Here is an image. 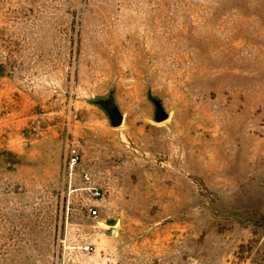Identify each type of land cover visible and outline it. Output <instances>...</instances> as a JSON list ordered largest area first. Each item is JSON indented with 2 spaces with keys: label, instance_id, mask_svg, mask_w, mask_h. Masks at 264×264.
I'll list each match as a JSON object with an SVG mask.
<instances>
[{
  "label": "rangeland",
  "instance_id": "rangeland-1",
  "mask_svg": "<svg viewBox=\"0 0 264 264\" xmlns=\"http://www.w3.org/2000/svg\"><path fill=\"white\" fill-rule=\"evenodd\" d=\"M0 264H264V0H0Z\"/></svg>",
  "mask_w": 264,
  "mask_h": 264
},
{
  "label": "built area",
  "instance_id": "built-area-1",
  "mask_svg": "<svg viewBox=\"0 0 264 264\" xmlns=\"http://www.w3.org/2000/svg\"><path fill=\"white\" fill-rule=\"evenodd\" d=\"M81 160L80 153L75 148L70 149L66 164L67 174L72 179H77L80 183L79 189L75 190V192L82 193L88 198L99 200L103 197L102 188L91 175L90 171L81 166ZM88 213L91 217H96L98 213L97 207L90 206ZM76 251L82 254H92L94 248L89 244H83Z\"/></svg>",
  "mask_w": 264,
  "mask_h": 264
},
{
  "label": "water",
  "instance_id": "water-1",
  "mask_svg": "<svg viewBox=\"0 0 264 264\" xmlns=\"http://www.w3.org/2000/svg\"><path fill=\"white\" fill-rule=\"evenodd\" d=\"M166 118V115L164 113H159L156 115V120L158 122L163 121ZM111 122L113 126H119L121 123V119L115 114H112Z\"/></svg>",
  "mask_w": 264,
  "mask_h": 264
},
{
  "label": "bare ground",
  "instance_id": "bare-ground-1",
  "mask_svg": "<svg viewBox=\"0 0 264 264\" xmlns=\"http://www.w3.org/2000/svg\"><path fill=\"white\" fill-rule=\"evenodd\" d=\"M100 225H103V224L100 223Z\"/></svg>",
  "mask_w": 264,
  "mask_h": 264
}]
</instances>
